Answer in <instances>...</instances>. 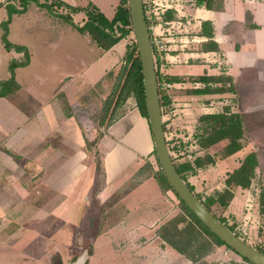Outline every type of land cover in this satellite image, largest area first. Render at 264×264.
<instances>
[{"label": "crops", "instance_id": "obj_1", "mask_svg": "<svg viewBox=\"0 0 264 264\" xmlns=\"http://www.w3.org/2000/svg\"><path fill=\"white\" fill-rule=\"evenodd\" d=\"M62 1L81 7L91 2L108 17L95 0L83 3L81 0ZM9 2L10 0H0V9ZM116 2V5L113 4L111 17L118 0ZM190 5H194L191 11L199 20L195 30L188 35L191 37L188 41H194L198 47L194 46L192 50L176 48L170 51L163 72L178 76L182 80L178 84L191 82L193 86L190 89L201 88L204 83L191 81L189 76L205 73L221 75L224 77L223 84L215 83L214 86L222 84L225 91L199 96H209L205 101L211 98L221 99L223 108L229 105L227 95L240 89L239 83L243 84L248 79L258 82L264 78V0H222L219 9H207L195 3H189ZM245 11L249 16L246 24ZM202 21L211 23L212 39L217 44V51L200 49V44L207 40V37L200 34ZM234 28H237V31ZM81 36L77 41L74 40L75 37H59L49 44L51 50L65 53V59L60 67L54 68L56 75L48 95H43L41 87L32 90L26 87L25 83L15 79L19 88L0 96V183L7 184V187L11 184L17 185L16 191L23 202L31 200L27 191L31 183L22 179L32 173L35 190L39 187L32 195V201L36 202V205L27 217L35 221L34 227L18 226L12 232L8 226L10 210L6 209L3 203V198L9 193L0 191V252L7 250V255L2 253V264H51L47 254L49 247L60 253L62 264H68L72 260H65V254H61L64 251L61 249L63 244L69 246V236L66 237V243L60 241L58 236L69 234L64 228L67 219H70L67 218V205L74 189L76 198L73 206L81 203L83 197L88 198L86 197L84 202L85 208L81 211L79 222L73 226L74 235H71L67 251L74 248L75 235L82 236L83 242L87 241L83 236L91 235L85 264H194L157 233L161 224L180 211L174 192L163 191L153 177L141 179L133 184L136 172L145 162L142 161L149 154H153L154 150L147 117L140 113L136 104L135 107H127V111L123 113L119 112L117 118L105 126L95 146V150L100 154L99 164L88 162V149L75 145L70 136L73 132L68 130L67 124L73 122V117L68 116L70 112L62 111L59 101L61 93L75 85L77 89H80L81 85L92 87L105 77L114 62L113 46L104 50L97 46L88 34L81 33ZM76 43L78 45H75ZM18 45L25 46L20 43ZM94 46L99 49L95 61L108 56L112 58V61L99 71H96V68L86 69L85 64L81 65V60L68 56V53L80 54L84 48L90 50ZM25 47L29 54L28 47ZM7 51L14 53L8 59V64L12 59H23L22 51ZM21 56L22 58H19ZM30 62L29 54L28 64L14 69V78L17 71L28 67ZM69 62L72 63L68 64ZM35 74L37 76V73ZM9 75L0 81L8 79ZM229 87L234 90L229 91ZM16 94L19 95L17 98ZM222 108L212 112L221 111ZM10 152L18 158L19 161L14 159L17 165L11 161L13 157ZM238 165L239 162L234 168ZM15 166L18 171L22 170L23 178H18L17 183H10L6 175L8 176V172ZM19 180H22L23 184ZM41 186L53 191L54 197L49 206L37 205L42 201ZM42 220H46L43 225L40 224ZM44 234L49 238L46 239ZM36 240L37 251L32 253L28 247L34 245L32 242ZM42 246L45 248L44 252ZM221 246H216L204 257L207 264H240L218 263L219 258L214 257L218 253L216 250ZM79 248L84 249L82 246ZM219 257L222 258V255Z\"/></svg>", "mask_w": 264, "mask_h": 264}, {"label": "rangeland", "instance_id": "obj_2", "mask_svg": "<svg viewBox=\"0 0 264 264\" xmlns=\"http://www.w3.org/2000/svg\"><path fill=\"white\" fill-rule=\"evenodd\" d=\"M26 1L25 11L12 14L11 21L8 25L9 41L27 46L31 60L28 67L20 68L17 71L15 79L25 83L27 85L26 87H30L32 90L41 87L43 89V95H48L49 89L52 88L54 83L53 79L56 75L54 68L60 67L62 65V60L65 59V53H57V51L51 50L49 48V44L58 40L59 37H75L74 40L76 41L78 38H82L81 33L76 28L68 24L62 16L58 14H70L73 21L79 25L84 23L86 15L83 12H77L76 14L72 13L71 9L65 5H55L52 8L53 11H49L46 6H40L34 0ZM39 1L51 2L52 0ZM81 1L83 3L87 0ZM95 2L101 7L108 17H111L113 14V4L116 5L117 3L116 0H95ZM145 2H147L146 4H149L150 0H145ZM7 5H10L11 8L17 7L20 9L22 7L21 0H10L9 3L5 4L0 9V22L8 17L7 10L9 7H5ZM148 7L151 10L150 12H152L153 6ZM192 7H194V5L184 7L185 26L177 29L181 30V32H177L175 35L173 50H176V48L177 50H182L183 48L192 50L194 46L198 47V45L193 43L194 41H188V39L191 38L190 36L188 37V35L192 34L193 30H195L199 20L195 17V15H193L191 11ZM244 20L245 24L249 21V16L246 11L244 14ZM236 29L237 28H234V30ZM1 31L0 26V37ZM236 31L234 32L236 33ZM156 32L161 34V28H157ZM179 37H181V42L179 41ZM133 39L134 35L133 33H130L126 37L122 38L118 43L113 45L114 48L112 49V57H114V62L109 70L111 71L110 75L108 74V71L105 74V77L95 83L92 87L88 88V86L81 85L80 89H77L75 85V87L69 88L66 92L61 93V100H59L61 103V109L65 113H67V111L70 112L68 113V116L73 117V122H68L67 124L68 130L73 132L70 136L74 139L73 141L75 145H80L82 148L88 149L89 156L87 160L90 163H100V154L96 151L97 149L95 150V146L99 137L104 132L107 122L111 120L110 118L105 117L104 121H102L105 113L104 108L106 107L107 98L111 94L115 77L123 63L127 47L132 43ZM75 45L78 44L76 43ZM98 52L99 49L94 46L90 50L84 48L80 54L68 53V56L70 58L72 57V59L74 57L81 60V65L85 64V68H96V71H99L105 65L110 63L112 58L108 56L100 59L99 61H95V57L98 56ZM13 55L14 53H11V51H7L4 48L0 39V79L8 77V59H10ZM19 58H22V56ZM71 63L72 62H69L68 64ZM163 69H165V66ZM181 69L185 70L184 67H181ZM35 73H37V76ZM256 81L248 79L244 81L243 84L239 83L238 85H241L243 89L240 87L239 90L229 93L226 97L230 108H232L233 111L240 113L242 117L244 127L242 149L235 155L226 158H221L217 153L215 155L214 165H207L205 168L198 169L196 174L188 176V180L193 185L195 192L204 196L212 194L215 190L222 189L224 187V179L226 178L227 172L231 171L234 168V165H237L241 158L249 152H255L258 159V165L255 169V175L252 178L250 186L248 188H235L234 196L225 210L220 208L218 205H215L212 210L217 216L221 218L224 217L226 223L231 225L238 235L246 242L252 246H262L264 244V215L259 212L258 197L264 183V78L260 79L258 82ZM191 86H193V84L189 81H186L184 85L174 83V86L169 90L171 103L168 106H171L173 111L170 116L169 114H166L165 118L168 117V119L165 120L166 123L172 122L169 128L168 136L179 137V139L182 138L180 147L177 148L179 150H176L175 152L176 156L178 155V161H183L186 158L182 153L185 148L184 145L186 144L188 145L187 148L193 149V145L191 144L192 140L197 142V139L194 137V133L197 130V118L199 115L215 111L216 109H221L223 106V101H221V99L211 98L209 101H205V98L209 96H199L197 94L189 93L188 90ZM15 96L17 98L19 95L16 94ZM112 99H114V97ZM30 100L32 99L30 98ZM127 107H135V101L132 96L128 97L122 105H118L116 107L115 114H119V112L123 113L125 110L127 111ZM176 144L179 143L176 141ZM196 152L198 155L204 154V150L201 148L196 150ZM214 152L215 150L211 151L213 154ZM10 155L13 157V159L11 158V161L17 165L15 160H19L16 155L12 152H10ZM84 158L86 157H83V159ZM144 161L150 162L153 169L158 168L154 154H149L142 162ZM147 172L144 174L152 177V171L149 168ZM22 175V170L18 171L15 166L14 169H11L8 172L6 179L8 178L10 183H17L18 178H23ZM33 176L34 175L31 173L27 175V177L24 176L25 178L22 179L25 181L28 180V182L31 183L29 185L30 188L28 189L29 186L27 187V191L29 192L28 196L31 199L30 201H22L16 191L17 185L13 186L11 184L7 187V184L0 183V191L3 190V192L9 193L6 198H3V203L4 206H6V209L10 210V221L8 226H10L11 232L18 226L34 227L33 223L35 221L27 218L28 215L33 212L34 206L36 205V202L32 201V195L34 194V191L39 189V187H37L35 190L36 187L33 185ZM3 177L4 175H2V178ZM136 179H138V176L135 175L133 182L136 181ZM22 180H19L21 184H23ZM4 183H6V181ZM41 190L43 191L41 195L42 201H39L37 205L47 206L48 204H51L49 202L53 200V191L51 192V190L47 188L44 189L43 186H41ZM86 197L88 198V196L83 197L81 203L79 202L73 206V201L76 198V191L74 189L68 198L69 201L67 207L69 211L67 218L69 217L70 219H67L66 227L64 229L69 234L67 236L64 234L58 237L60 241L66 243V237L69 236V246L71 235H74V232L72 233L73 226L79 222L82 213L81 211L85 208L84 202ZM44 222L42 220L41 223H38L43 225ZM43 236L46 239L49 238L47 234H44ZM46 239L43 240V242L46 241ZM28 240L29 239H27L26 236V241ZM37 242L38 240L33 241L32 244L34 243V245H29L30 247H28L30 251H33L32 253L37 251ZM74 243L72 251L68 252L67 249L69 246L65 244H63V247L61 248L66 251L65 253L62 251L61 254H65L64 259L67 261L70 259L73 260L82 252V249L79 247L82 246L83 248H87L89 241L87 240L83 242L81 238H76ZM44 249L45 248L42 246L43 252ZM5 251L7 250L0 252V264H2V253L4 252L7 255V252ZM216 251H218V253L214 258H219L218 263L239 262L240 264H249L246 261H243L236 253L232 252L231 249H228L223 245ZM47 254L50 258V261H48L51 264H56L60 253L56 252L53 247H49ZM220 254L222 255V258L219 257Z\"/></svg>", "mask_w": 264, "mask_h": 264}, {"label": "trees", "instance_id": "obj_3", "mask_svg": "<svg viewBox=\"0 0 264 264\" xmlns=\"http://www.w3.org/2000/svg\"><path fill=\"white\" fill-rule=\"evenodd\" d=\"M40 6H46L49 11H53L52 8L55 5H65L71 9L72 13L83 12L86 15V19L83 24L79 25L75 23L70 14H58L70 24L76 28L82 34H88L93 42L100 48L107 50L113 45L118 43L122 38L126 37L130 33L132 34V25L128 9V0H119L114 15L111 18L106 17L93 3L89 2L86 6H70L62 0H52L51 2H40L34 0ZM188 3H195L196 5H203L207 9H219L222 6V0H186ZM26 0H21L22 7L11 8L7 5L8 17L1 21V42L6 50L14 49L17 52H23L24 58L22 60L12 59L9 61L8 70L9 78L0 81V96H5L19 88V84L14 78V69L19 66H25L29 62V54L25 46L11 43L8 39V24L11 20L13 13H21L26 9ZM172 17V11L166 14V18ZM148 25V21H147ZM255 26V25H254ZM150 36L151 31L149 30ZM201 35L207 37V40L200 44V49L203 51L218 50L217 44L212 39L213 29L209 21H202L201 23ZM154 50V47H153ZM155 52V50H154ZM111 71L108 72L110 75ZM158 83L162 80H166L171 83H178L182 81L178 76L160 74L157 70ZM191 81H199L204 83L201 88H192L188 92L191 94L203 95L212 94L225 91L224 77L221 75H207L201 74L196 76H189ZM229 80L231 78L228 77ZM215 83H222L219 86H214ZM229 91H233V87L228 88ZM160 104L161 107L169 105L171 103V95L161 88H159ZM134 98L135 104L140 113L147 117L143 77L141 71V64L138 56L135 40L127 47L125 52L123 63L115 77L111 94L106 101V107L104 108L105 117L111 120L107 122V125L111 121L117 118L118 114H115V109L118 105H122L128 97ZM114 97V99H112ZM209 101V99H206ZM112 117V118H111ZM198 126L194 133V137L197 139L199 147L204 150L203 155H197L192 161L183 160L178 161L176 156L171 155L173 162L177 168V171L181 177L185 180L189 188L194 194L202 201L206 208L226 227L231 231L238 233L231 225H228L224 217L217 216L212 210L215 205L225 210L234 196V189L237 187L248 188L251 184L252 178L255 175V169L258 165V159L255 152L247 153L240 159L239 165L228 171L226 178L224 179V187L222 189L215 190L212 194L206 196L195 192L193 185L189 182L188 176L197 173L198 169L205 168L207 165L215 164V155L218 153L221 158H226L243 147L242 139L244 137L243 121L240 113L232 111L229 105H226L218 112H206L199 115L197 118ZM165 129V125H164ZM169 151L172 152L176 147L170 146V141H167ZM215 150L214 154L211 153ZM155 155V151L153 150ZM156 160V157H155ZM156 163L158 164L157 160ZM148 168L152 171L151 176L155 178L163 191L171 190V186L167 182L159 164L157 169H153L150 162H145L138 171L136 176L138 179L133 184H136L141 179L149 177L144 174ZM148 173V172H147ZM174 192V191H173ZM179 213L172 218L165 221L158 228V235L177 252L186 256L194 264H207L204 261V257L210 253L216 246H225L224 242L218 238L213 232H211L197 216L186 206V204L177 196ZM259 212L264 215V183L259 192ZM78 236V237H77ZM76 238H82L80 235H75ZM89 242H91V235L83 236ZM82 240V239H81ZM256 249L264 253V244L262 246H254ZM91 249H89V253ZM242 258V257H241ZM249 264L247 259L242 258ZM56 264H62L60 257Z\"/></svg>", "mask_w": 264, "mask_h": 264}, {"label": "water", "instance_id": "obj_4", "mask_svg": "<svg viewBox=\"0 0 264 264\" xmlns=\"http://www.w3.org/2000/svg\"><path fill=\"white\" fill-rule=\"evenodd\" d=\"M132 32L138 51L143 77L147 120L151 130L156 160L173 191L199 220L238 256L253 264H264V253L246 242L219 221L189 188L171 157L163 124L159 85L150 33L143 0H128ZM88 249L84 248L68 264H85Z\"/></svg>", "mask_w": 264, "mask_h": 264}, {"label": "built area", "instance_id": "obj_5", "mask_svg": "<svg viewBox=\"0 0 264 264\" xmlns=\"http://www.w3.org/2000/svg\"><path fill=\"white\" fill-rule=\"evenodd\" d=\"M144 1V12H145V18L146 22L148 21V30L151 31V44L154 55V61L156 66V71L158 70L160 74L163 73V68L165 66V61L167 58V54L172 51L173 45L175 44V35L177 32H181V30H177L180 27H184V7L188 6L189 3L186 0H150L149 4H146L147 2ZM188 4V5H187ZM148 6H153L152 12H150V8ZM172 11V17L167 19L166 14L168 12ZM188 22V21H186ZM157 28H161L162 32L161 34L156 32ZM177 38V37H176ZM179 41L181 42V37H179ZM159 85V83H158ZM174 86V83L168 82L166 80H162L160 83L159 88L164 90L165 92L169 93V90ZM162 110V118H163V124L165 125V136L166 140L170 141L171 147H176V149H173L172 152L170 151V154L173 156H176L175 152L176 150H179L177 148L180 147L182 138L179 139V137L175 136H168L169 128L172 122L166 123L165 119H168V117L165 118L166 114L169 116L172 115L173 108L171 106H164L161 107ZM177 143L179 144H176ZM193 146V149L187 148L188 145H184V150L182 153L184 154V157H186L184 160L192 161L198 154L196 150H199L200 147L198 143L192 140L191 143ZM178 156V155H177ZM176 156V157H177ZM232 251V250H231Z\"/></svg>", "mask_w": 264, "mask_h": 264}]
</instances>
